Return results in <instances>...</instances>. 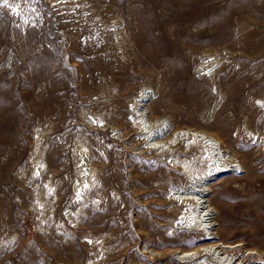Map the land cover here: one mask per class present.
Returning <instances> with one entry per match:
<instances>
[{
	"label": "rangeland",
	"instance_id": "obj_1",
	"mask_svg": "<svg viewBox=\"0 0 264 264\" xmlns=\"http://www.w3.org/2000/svg\"><path fill=\"white\" fill-rule=\"evenodd\" d=\"M262 140L264 0H0V264H264Z\"/></svg>",
	"mask_w": 264,
	"mask_h": 264
},
{
	"label": "bare ground",
	"instance_id": "obj_2",
	"mask_svg": "<svg viewBox=\"0 0 264 264\" xmlns=\"http://www.w3.org/2000/svg\"><path fill=\"white\" fill-rule=\"evenodd\" d=\"M247 41V40H246ZM86 47V46H85ZM212 64H209V62L203 64V66L201 67V71H202V74L204 76H207V75H213L214 73L211 71L214 67L211 66ZM200 91H198L197 95H200L201 93H199ZM138 99L139 100H143L144 99V96L143 95H139L138 96ZM157 117V116H156ZM167 119L164 117V116H159L157 117L156 119V122L158 123L157 126H159L158 129H156L155 131V134L154 135H157L158 136H164L163 137L164 139H162V141L164 142L165 141V145L163 146L162 144H160V147L159 145L155 147V151L156 153L160 154L161 156H163V159H167V162L170 163L172 165V167H180V169H182V171L184 172V174L187 176V181H188V187H191L190 185V181H191V176L194 175V173L192 172V169H191V166L189 163H188V158H186V160L184 161V157L185 156H189L190 159L193 158V156L195 157V160H194V163L198 165V167L201 165L199 161H202V164H206V166H209L207 165L210 161V158L208 159V154L207 153V150H209L207 148V144L205 145L204 144V140L202 138H200V136L198 135H187L185 132L182 133L180 130L178 129H172L173 127L166 123ZM156 126V125H155ZM189 128V127H188ZM190 129V128H189ZM194 129V128H193ZM154 130V129H153ZM196 130V129H195ZM192 132V131H191ZM142 136L144 137L143 139L145 140L148 139L147 136H146V132L145 130H143L142 132ZM195 133V132H194ZM191 134V133H190ZM197 134V133H196ZM200 134V133H199ZM255 137V136H254ZM155 138V137H154ZM152 139V138H151ZM261 139V137H260ZM141 140V139H140ZM143 140V141H144ZM259 140V139H258ZM145 141H148V140H145ZM142 142V141H141ZM155 142V141H154ZM159 142V141H158ZM157 142V143H158ZM262 145H264V142L262 140ZM153 147L152 145L148 146V148H151ZM264 147V146H263ZM152 149V148H151ZM203 149V150H202ZM202 150V151H201ZM180 158V159H179ZM191 162V160H189ZM166 162V163H167ZM187 164L186 166L183 164ZM222 165V164H221ZM189 166V167H188ZM194 167V166H193ZM255 167H258V165H255ZM226 168V167H225ZM216 170H212L211 172V175L212 176H216L217 174H220L222 173L224 170L223 168H215ZM209 170V169H208ZM208 173V171H207ZM213 178V177H212ZM213 180V179H212ZM210 182V181H209ZM194 199H196L194 197ZM192 197L190 196H184L183 197V202L184 204H190L192 205V203H194L193 201L196 202V200H194ZM197 205V204H195ZM194 206V205H193ZM188 210H185V213L186 215H188L189 213V210H193V208H191V206L187 207ZM206 214V213H205ZM203 220V219H201ZM188 221H190L188 219ZM199 222H201L199 220ZM202 225V224H201ZM200 225V226H201ZM201 229H204V227L201 226ZM212 233V232H210ZM206 238L208 239H212V238H215V236L212 234L210 236H206ZM220 246V245H219ZM232 246V245H230ZM222 247V246H221ZM226 247H229L228 245ZM205 248V247H204ZM210 249V248H209ZM225 249V248H224ZM225 251V250H224ZM228 251V250H227ZM198 253L199 255L203 256L207 253H204V250L203 248H200L198 250ZM213 253V252H212ZM220 253V252H219ZM243 253V252H242ZM218 254V253H217ZM228 255V254H227ZM246 255V254H245ZM250 255V254H249ZM196 256V254H191L189 251L188 252H185V254L183 255V258L184 260H187V261H191L192 259H194ZM198 256V255H197ZM206 256V255H205ZM222 256V255H221ZM248 256V254H247ZM211 257V256H210ZM216 257V256H215ZM245 257V256H244ZM252 257V256H251ZM255 257V256H254ZM203 258V257H202ZM220 258V257H219ZM243 258V257H242ZM198 259V258H196ZM216 259V258H215ZM205 260V259H203ZM242 260V259H241ZM246 260V259H245ZM201 261V260H199ZM215 261V260H214ZM253 261V260H251ZM256 261V260H255ZM258 261V260H257ZM260 261V260H259ZM203 262V261H202ZM216 262V261H215ZM192 263V262H190ZM197 263V261H196ZM195 263V264H196ZM246 264H249V261H245ZM205 264V263H204ZM229 264V263H227ZM238 264V263H237ZM257 264H260V262H257Z\"/></svg>",
	"mask_w": 264,
	"mask_h": 264
},
{
	"label": "snow or ice",
	"instance_id": "obj_3",
	"mask_svg": "<svg viewBox=\"0 0 264 264\" xmlns=\"http://www.w3.org/2000/svg\"><path fill=\"white\" fill-rule=\"evenodd\" d=\"M5 2H6V0H5Z\"/></svg>",
	"mask_w": 264,
	"mask_h": 264
}]
</instances>
